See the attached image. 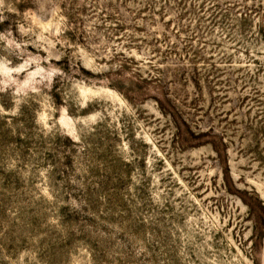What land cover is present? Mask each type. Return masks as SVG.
Returning <instances> with one entry per match:
<instances>
[{
	"label": "rangeland",
	"instance_id": "obj_1",
	"mask_svg": "<svg viewBox=\"0 0 264 264\" xmlns=\"http://www.w3.org/2000/svg\"><path fill=\"white\" fill-rule=\"evenodd\" d=\"M0 264H264V0H0Z\"/></svg>",
	"mask_w": 264,
	"mask_h": 264
}]
</instances>
